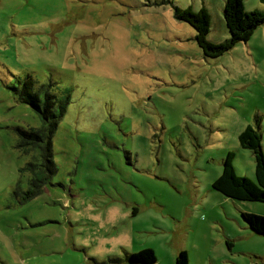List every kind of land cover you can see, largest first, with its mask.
Wrapping results in <instances>:
<instances>
[{"label":"rangeland","instance_id":"1","mask_svg":"<svg viewBox=\"0 0 264 264\" xmlns=\"http://www.w3.org/2000/svg\"><path fill=\"white\" fill-rule=\"evenodd\" d=\"M224 2L0 0V264H142L127 257L143 249L157 264L182 250L188 264H264V236L242 218L264 216V203L211 188L227 153L255 182L238 136L257 118L264 148V24L208 59L174 17L173 6L205 8L207 39L220 43ZM26 78L63 113L56 172L21 201L45 177L25 169L38 155L19 147V131L45 126L19 101Z\"/></svg>","mask_w":264,"mask_h":264},{"label":"trees","instance_id":"2","mask_svg":"<svg viewBox=\"0 0 264 264\" xmlns=\"http://www.w3.org/2000/svg\"><path fill=\"white\" fill-rule=\"evenodd\" d=\"M260 2L264 5V0ZM173 10L177 20L186 22L194 29L196 44L203 56L208 59L219 57L239 42H247L254 30L264 24V9L246 12L242 0H225L223 18L229 37L215 44L207 39L210 31V16L205 8L202 7L195 12L190 7L180 9L173 6ZM18 96L19 101L28 104L45 123L44 128L40 130L19 131V147L30 149L38 155L37 159L34 158V162H29L25 169L30 172L38 171L45 175L42 179H33L28 189L20 196L21 201H28L41 194L56 172V166L52 160L51 141L58 120L63 113V104L57 102L45 86L42 85L36 90L31 78L23 81ZM255 124L256 130L247 126L238 136L240 147L249 150L253 155L255 182L235 174L232 164L235 156L233 153H227L221 161L219 177L211 184L212 190L225 198L234 201L264 203V152L258 129L259 119L256 118ZM18 193L15 192V195ZM242 218L251 231L264 236V216L243 212ZM227 245L231 246L229 243ZM127 260L132 263L157 264L155 255L150 249L140 250L127 257ZM175 264H188L185 251H179Z\"/></svg>","mask_w":264,"mask_h":264},{"label":"crops","instance_id":"3","mask_svg":"<svg viewBox=\"0 0 264 264\" xmlns=\"http://www.w3.org/2000/svg\"><path fill=\"white\" fill-rule=\"evenodd\" d=\"M258 129H259V132H260V127H259ZM260 134H261V133H260ZM262 137H263V136H262ZM263 149H264V148H263ZM252 174H254V172H252V173L250 172V176H253ZM217 177H219V173H218ZM217 177H216V178H217ZM214 180H215V179H214Z\"/></svg>","mask_w":264,"mask_h":264}]
</instances>
